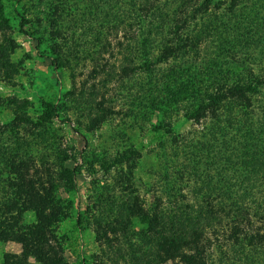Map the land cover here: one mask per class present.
<instances>
[{
  "label": "rangeland",
  "instance_id": "obj_1",
  "mask_svg": "<svg viewBox=\"0 0 264 264\" xmlns=\"http://www.w3.org/2000/svg\"><path fill=\"white\" fill-rule=\"evenodd\" d=\"M49 1L65 5L72 15L59 28L69 45L77 47L79 58L71 59L75 73L52 66L50 48L60 40L51 35ZM150 1L153 13L144 15L135 12L139 0H3L6 35L17 47L9 59L18 74L0 81V133L15 123L22 134L20 142L13 138L12 143H25L19 153L34 157L38 166L42 161L55 166L59 157L61 166L75 171L69 190L54 194L66 209L53 231L64 264H180L157 256L158 239L149 232L143 213L160 214L167 231L172 226L201 232L204 263L264 264L260 242L253 241L256 250L242 251L246 237L264 238V0H237L235 7L230 0H191L180 38L167 31L149 43L156 55L160 47L171 52L168 63H158L151 79L137 75L123 83L112 81L105 104L113 114L97 129L85 130L90 111L81 95L102 82V77L89 78L94 63L86 54L100 53L101 63L109 60L118 67L123 56L118 43L135 45L128 43L135 33L139 43L142 29L133 25L128 34L120 30L105 40L108 33L98 29L95 34L91 24L109 11L132 10L133 23L136 13L146 26L155 23L160 11H172L181 3ZM18 14L26 19L24 33ZM107 44L113 48L111 57L110 49H101ZM171 73L189 92L175 104L152 107L150 97L157 95L147 89L171 81ZM212 78L242 81L252 92L231 98L216 115L194 118L197 90H204ZM18 102L24 103L19 105L33 126L15 121ZM45 104L55 107L56 114ZM47 113L44 131L39 126ZM30 129L34 135L27 136ZM64 156L69 160L62 162ZM4 165L0 162V171ZM220 200L242 208L243 216L230 220L209 213L216 208L206 202L216 206ZM35 222L31 211L22 214L23 225ZM236 227L238 244L233 239ZM21 253V245L0 241V264L5 255ZM29 263L36 264L33 259Z\"/></svg>",
  "mask_w": 264,
  "mask_h": 264
},
{
  "label": "trees",
  "instance_id": "obj_2",
  "mask_svg": "<svg viewBox=\"0 0 264 264\" xmlns=\"http://www.w3.org/2000/svg\"><path fill=\"white\" fill-rule=\"evenodd\" d=\"M2 1L0 0V81L6 82L18 74V68L9 59L17 47L15 42L6 35L9 28L8 22L2 14ZM190 2L191 0H181V3L172 11H160L158 18L155 16V23L153 22L146 26L140 25L136 13L140 12L144 15L153 13L150 9L153 3L150 0H139L135 9L136 24L131 19L134 12L132 10L109 11L105 19H96L91 24L90 28L95 34L98 35V29H104L108 33V37L105 40H108L113 35H117V32L120 30L125 32L124 35L128 34L133 25H137V27L139 26L142 29L139 34V43L136 42V33L133 39L128 40V43L135 41V45L118 43L119 53L123 55L118 67L111 64L109 60L101 63L100 53L96 57L86 54L94 63L89 73V78L96 80L98 77H102V82L98 83V85H91L89 87L90 90L81 95L80 100L87 104L90 111L88 125L85 129L87 132L97 129L109 115L113 114L112 109H110L111 107H107L105 104L108 103L106 99L107 88H109L108 86L112 81L123 83L127 79L137 75H143L151 79L155 74V68L158 63H168L169 58L173 56L171 52L160 47L158 51L159 55H156L155 50L152 49L149 43L155 42L158 39L157 35L165 34L167 31L180 38L181 27H185L186 19L189 16L187 10L188 8L192 9ZM236 3L237 0H230V7H235ZM90 4H93L98 9L103 8L101 5L92 3L91 1L89 2ZM57 5L58 3L54 4L53 1H49L48 3L49 12L52 11L50 15L54 16V19L52 18V21H49L51 35L55 39L60 40V43L54 42L50 48L53 56L51 60L52 66L57 70L60 68H66L70 71L74 70L73 72L75 73L73 60L79 58L77 47L69 45L67 34L65 35L59 28L66 26L68 24L67 17L72 15L65 5ZM18 16L20 19V32L24 33L26 19L19 14ZM71 22L72 25H77L76 20ZM145 27L147 31L143 32V28ZM172 27L174 28L171 31ZM74 44L78 46L76 42ZM156 46L159 47V45ZM63 47L66 48L65 51ZM101 49L103 52H107L110 49L109 56H113L111 45L107 44L106 47L102 46ZM173 58H177V56ZM171 76L174 77L171 81H166L162 85L157 84L152 89H147L153 92L152 96L154 94L157 95L154 98L150 97V105L152 107L160 104H175L184 94L189 92L187 86H184L183 83H177L178 76L175 73H171ZM188 78L191 79L192 76L188 75ZM195 81L196 79H194L193 84H196ZM147 84H150V80L146 81ZM170 85H173V87ZM194 89L197 90V87H194ZM197 92V113L194 115V118H197V116L198 118L204 117L209 113L216 115L219 109L229 102L231 98H241L244 92H252V88L243 85L242 81L230 84L212 78L204 90L198 88ZM19 104L24 103L18 102L17 110H15V121L33 126L34 123L29 120L23 111L24 106ZM45 106L50 108L53 114H56L55 107L53 108L49 104H45ZM48 115L49 113L41 117L42 125L39 128H42L44 131L45 124L49 121ZM31 129H34V127ZM31 129L29 133H31ZM29 133L27 136L34 135V133ZM21 134V129L15 123L8 132L2 129L0 133V144H3V140L6 142L3 149L0 148V162L5 163L3 170L0 171V176H2L0 182L4 184V188H0V193L2 194L0 196V241L17 243L22 247V253L19 256L5 255L3 257V264H30L29 259H33L36 264H64L60 256L62 255V250L56 242L53 231L54 225L66 216V209L61 207L60 202L54 200V194L61 188L69 190L70 185L68 182L74 176L75 171H68L61 166L59 157L56 158L58 162L55 166L50 165L49 161H42L38 166L34 157L29 154L24 155L19 153L25 143H12V139L14 138L20 142L18 137ZM36 135H40V137L44 136L41 132ZM29 142L27 140L28 145H30ZM13 146H17V148H13ZM61 160L62 162H66L69 159H66V156H64ZM5 175H8V177L6 178ZM63 180L66 182L64 183ZM206 203L211 206V209L216 208L215 211L209 212L215 213V217L221 215V219L234 220L243 216L242 208L227 204L225 200H220V203L216 206L211 202ZM27 211L35 214L36 222L34 224H22V214ZM141 218L147 224L149 232L158 239L157 256L161 260H177L180 264H207L206 262L204 263L205 251L201 246L204 239L201 232H198L199 234L195 231L189 232L184 228L177 231V229L170 225L173 230L167 231L166 227L168 224L164 222L160 214L158 216L153 214L149 216L147 213H143ZM238 235V228L236 227L233 232V239L236 244L239 242ZM254 240L260 242V246L264 248V238L260 240V237H246L243 243L244 250L242 251H247V248L256 250V246L253 244ZM52 243L55 244L56 248L53 247Z\"/></svg>",
  "mask_w": 264,
  "mask_h": 264
}]
</instances>
